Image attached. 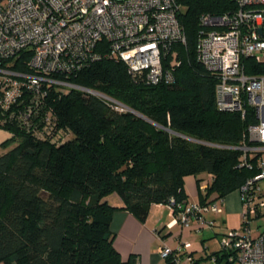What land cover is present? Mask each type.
<instances>
[{"label":"trees","instance_id":"trees-1","mask_svg":"<svg viewBox=\"0 0 264 264\" xmlns=\"http://www.w3.org/2000/svg\"><path fill=\"white\" fill-rule=\"evenodd\" d=\"M177 2L185 44H173L163 59L172 82L146 83L123 61L101 54L54 77L101 93L121 110L79 89L46 84L33 109L28 95L14 105L31 109L27 119L0 123L11 133L1 144L10 149L0 155V264H135L134 257L122 261L112 245L115 210L143 222L153 204L187 203V175H212L199 190L206 204L258 173L254 158L251 168L240 166L242 153L233 149L257 122L254 112L246 109L242 118L218 110L216 77L195 54L200 17L233 12L235 0ZM105 48L103 42L98 51ZM29 56L22 51L15 68L25 70ZM242 64L245 73L264 75V61L246 57ZM113 194L120 207L109 202Z\"/></svg>","mask_w":264,"mask_h":264},{"label":"built area","instance_id":"built-area-1","mask_svg":"<svg viewBox=\"0 0 264 264\" xmlns=\"http://www.w3.org/2000/svg\"><path fill=\"white\" fill-rule=\"evenodd\" d=\"M236 10L221 15H202L203 27L196 43V59L213 75L218 110L254 112L257 122L247 125L243 141L233 147L241 151L240 166L258 173L238 188L242 205L239 230L221 237L219 244L227 256H210L197 262L189 252L190 243L180 241L174 248L161 240L158 253L169 264H264V231L249 233V221L264 211L257 181L264 178V75L245 73L242 59L264 61V0H235ZM177 0H0V123L25 120L31 109L46 95V84L59 89L74 88L114 104L109 97L70 84L56 75H67L101 58V54L123 61L129 74H142L146 83L172 82L171 70L163 65L173 44H185L178 21ZM106 44L103 53L99 45ZM30 56L25 70L14 64L22 54ZM263 56H262V55ZM28 95L29 107L14 110ZM122 106V105H121ZM200 186L204 191L210 183ZM223 198L200 204H167L171 223L184 230L213 226L206 213L219 214ZM233 252V253H232Z\"/></svg>","mask_w":264,"mask_h":264},{"label":"crops","instance_id":"crops-1","mask_svg":"<svg viewBox=\"0 0 264 264\" xmlns=\"http://www.w3.org/2000/svg\"><path fill=\"white\" fill-rule=\"evenodd\" d=\"M202 177L203 174L187 175L183 178L187 202H199L200 186H204L209 182V174H204V182H201ZM257 186L261 197L264 198L263 187L260 190L259 183H257ZM108 200L114 206H121V202L115 194L111 195ZM221 207L222 211L219 214L208 213L204 215L207 220L213 221V226L203 229L201 235L193 228L184 230L177 223H171L169 227L168 224L172 221V214L166 204L151 205L143 222L126 210H115L110 221V229L114 234L112 245L122 261L134 257L135 264H163L158 253L161 240H164L171 248H174L180 241H187L190 243L189 252L195 260L201 263L206 262L209 255L218 249L220 250L219 241L221 237L227 236L226 234L231 231L240 229L242 205L238 189L223 197ZM263 215L264 211L255 219ZM262 231H264V225L260 224L255 229H249L252 236H256ZM199 236L202 237L201 242L208 240L201 244L202 250L196 243ZM215 241H218L219 245Z\"/></svg>","mask_w":264,"mask_h":264},{"label":"rangeland","instance_id":"rangeland-1","mask_svg":"<svg viewBox=\"0 0 264 264\" xmlns=\"http://www.w3.org/2000/svg\"><path fill=\"white\" fill-rule=\"evenodd\" d=\"M184 8H182V10H183ZM262 55V54H261ZM263 56V55H262ZM121 108H123V106H121V105H119ZM118 110V109H117ZM0 135H2V136H0V155L1 154H3L4 152H6L8 149H10V147H5V146H2L1 144H2V142L3 141H5L8 137H10V135H11V133L7 130V129H5V128H3V127H1L0 126ZM4 135V136H3ZM201 174H203V180L201 181V182H204L205 181V179H204V174L205 173H201ZM257 183H259V188H260V190H262V188L261 187H263V189H264V178H261V179H259L258 181H257ZM261 199L262 200H264V198L263 197H261ZM110 202V201H109ZM111 203V202H110ZM206 214H208V213H206ZM264 225V215L263 216H261V217H259V218H257V219H255V218H253V219H251L250 221H249V229L250 230H252V229H255L256 228V226L257 225ZM217 226H219V225H217ZM205 228H210V227H205ZM205 228H203V229H205ZM216 228H218V227H216ZM203 229L201 230V231H197V233L199 234V235H201V233H202V231H203ZM201 239H202V237L201 236H199V238L198 239H196V243L198 244V246L201 248V250H202V246H201V244L202 243H205L206 241H208V240H206V241H204V242H201ZM210 239H213V238H210ZM216 243L218 242V241H215ZM218 244V243H217ZM219 245V244H218ZM219 250V249H218ZM217 250V251H218Z\"/></svg>","mask_w":264,"mask_h":264}]
</instances>
